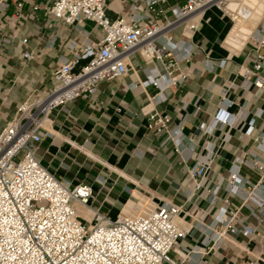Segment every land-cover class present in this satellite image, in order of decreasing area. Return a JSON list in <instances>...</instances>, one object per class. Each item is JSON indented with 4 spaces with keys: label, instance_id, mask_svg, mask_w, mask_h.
Listing matches in <instances>:
<instances>
[{
    "label": "crops",
    "instance_id": "0c3cea01",
    "mask_svg": "<svg viewBox=\"0 0 264 264\" xmlns=\"http://www.w3.org/2000/svg\"><path fill=\"white\" fill-rule=\"evenodd\" d=\"M185 1L154 7L172 20V10ZM227 1L235 23L211 7L194 18L191 32L175 27L169 38L179 49L171 57L146 60L135 53L125 76L52 112L50 135L35 150L58 180L91 187L84 206L89 215L77 207L85 222L95 213L114 221L134 201L144 211L162 203L179 207L187 233L169 257L181 264H264V86L241 76L264 59V48L248 40L264 0ZM6 2L9 8L0 12V132L22 103L51 91L53 73L70 59L69 44L79 50L102 37L91 22L64 26L51 19L44 8L54 0H18L19 18ZM133 5L143 21L154 17L142 0H107L106 16L124 17ZM257 76L264 79V69ZM150 77L157 86L133 87ZM154 113L169 119L165 128L149 127Z\"/></svg>",
    "mask_w": 264,
    "mask_h": 264
},
{
    "label": "built area",
    "instance_id": "2783aa9c",
    "mask_svg": "<svg viewBox=\"0 0 264 264\" xmlns=\"http://www.w3.org/2000/svg\"><path fill=\"white\" fill-rule=\"evenodd\" d=\"M9 1L16 10L14 17L19 18L21 3ZM142 1L154 14L149 21H143L144 16L134 5L126 16L110 20L105 13L107 0H54L44 8L51 19L64 26L91 22L102 37L96 44L84 42L79 50L69 44L70 59L53 73L55 84L51 91L22 103L16 118L0 132V264H181L169 257L187 233L179 219V207L162 203L141 215L114 221L95 213L90 222H85L76 208L86 206L91 187H71L35 158L37 145L50 135L52 112L83 95L94 94L101 82L125 76L135 53L146 60L171 57L172 51L179 49L170 43L171 30L182 26L191 32L194 18L208 11L214 0H186L172 10V20L159 16L162 12L154 7L163 0ZM8 8L6 0H0V12ZM248 40L257 49L264 48V13ZM263 69L261 58L260 63L244 68L241 76L244 81L252 78L249 85L263 87L264 79L257 76ZM157 84L158 79L150 77L133 87ZM148 119L149 127L157 130L165 128L169 121L156 113ZM20 152L22 157L15 161ZM230 214L225 225L234 216Z\"/></svg>",
    "mask_w": 264,
    "mask_h": 264
},
{
    "label": "bare ground",
    "instance_id": "6f19581e",
    "mask_svg": "<svg viewBox=\"0 0 264 264\" xmlns=\"http://www.w3.org/2000/svg\"><path fill=\"white\" fill-rule=\"evenodd\" d=\"M234 2L236 4H239L241 2V0H234ZM220 3H222V5L224 4V7L222 5H220ZM219 13H223V14H228L230 21L232 23H235L236 19H237V14H235L229 7H228V1L227 0H214L211 5L209 6V8H211ZM82 208L83 212L88 213L87 209H85L84 207H80ZM76 213L78 214L77 208H76ZM133 215H141V214H129V215H125V216H121L119 218L122 217H127V216H133ZM89 218V216H88ZM91 219V217H90Z\"/></svg>",
    "mask_w": 264,
    "mask_h": 264
},
{
    "label": "rangeland",
    "instance_id": "374dc122",
    "mask_svg": "<svg viewBox=\"0 0 264 264\" xmlns=\"http://www.w3.org/2000/svg\"><path fill=\"white\" fill-rule=\"evenodd\" d=\"M223 7H224V4L222 5ZM223 14V13H222ZM226 16V15H225ZM226 18H227V16H226ZM226 18H225V20H226ZM256 27V26H255ZM255 29V28H254ZM253 29V30H254ZM252 30V31H253ZM224 39H225V41H226V39H227V35H225L224 34ZM22 155H23V152H20V154H19V156H17L16 158H15V161H17V160H19L21 157H22ZM135 202V201H134ZM132 203L130 206H128V203H127V205H126V212H128V213H126V214H142L143 212H144V208H141L139 205H140V203L138 202V203ZM142 206V205H141ZM141 212V213H140ZM125 214V213H124ZM123 214V216H125ZM85 216V215H84ZM122 216V215H121Z\"/></svg>",
    "mask_w": 264,
    "mask_h": 264
}]
</instances>
